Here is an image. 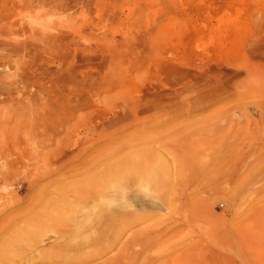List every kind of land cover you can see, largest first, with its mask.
<instances>
[{"label": "rangeland", "instance_id": "374dc122", "mask_svg": "<svg viewBox=\"0 0 264 264\" xmlns=\"http://www.w3.org/2000/svg\"><path fill=\"white\" fill-rule=\"evenodd\" d=\"M0 264H264V0H0Z\"/></svg>", "mask_w": 264, "mask_h": 264}, {"label": "bare ground", "instance_id": "6f19581e", "mask_svg": "<svg viewBox=\"0 0 264 264\" xmlns=\"http://www.w3.org/2000/svg\"><path fill=\"white\" fill-rule=\"evenodd\" d=\"M203 132H206L207 134L209 133L207 130H203ZM142 145L144 144H141V146ZM224 146L220 148L218 154L220 165H224L226 162H229L233 157L236 165L239 166V142L232 146L231 149H234V151L229 155V147ZM115 153H117V151ZM166 154V157H162L153 149L149 151V153H132L130 151L125 152L121 154L120 157L115 159L116 161L114 164L105 165V167L99 173H97L95 177L88 178L86 182L88 184L87 189L97 191L102 188L101 191L99 190V192L101 194H105L103 191L105 190V186H107L108 183L116 185L117 188L114 195H105L104 199L107 201H110V198H113L114 200H122V198L124 199L127 190H130L131 181H135L136 185H138V187L141 189H147L161 193L168 179L171 178L175 182L183 175V172L186 170L185 168L188 165L187 162L181 160L178 154L169 150H167ZM99 161H101V158H94L95 163H98ZM188 207V211L191 212V215H196L195 211L197 209L194 210L192 204H190ZM78 214L81 215V212ZM159 214H167V208L163 206ZM240 223V221L237 222V228H239Z\"/></svg>", "mask_w": 264, "mask_h": 264}, {"label": "water", "instance_id": "95a60500", "mask_svg": "<svg viewBox=\"0 0 264 264\" xmlns=\"http://www.w3.org/2000/svg\"><path fill=\"white\" fill-rule=\"evenodd\" d=\"M152 207H153V209H159V210H161L160 206L157 205V204H153Z\"/></svg>", "mask_w": 264, "mask_h": 264}]
</instances>
